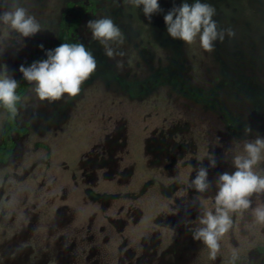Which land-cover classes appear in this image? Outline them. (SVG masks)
<instances>
[{
	"label": "rangeland",
	"instance_id": "374dc122",
	"mask_svg": "<svg viewBox=\"0 0 264 264\" xmlns=\"http://www.w3.org/2000/svg\"><path fill=\"white\" fill-rule=\"evenodd\" d=\"M158 2L149 21L125 0H21L42 30L0 55L14 79L62 43L84 44L97 68L76 97L39 102L29 85L19 104L16 122L28 131L13 135L0 164V264H229L232 247L236 264H264V226L250 212L234 217L214 261L192 239L197 225L182 222L199 212L188 205L199 194L184 192L191 167H207L206 152L217 159L207 208L216 177L235 171L224 154L255 138L245 125L264 137V0H204L218 27L235 32L212 52L168 36L163 17L183 0ZM102 17L124 34L122 71L86 28ZM6 115L0 108V142Z\"/></svg>",
	"mask_w": 264,
	"mask_h": 264
},
{
	"label": "clouds",
	"instance_id": "9594fccd",
	"mask_svg": "<svg viewBox=\"0 0 264 264\" xmlns=\"http://www.w3.org/2000/svg\"><path fill=\"white\" fill-rule=\"evenodd\" d=\"M135 8H141L144 16L151 20L153 14L161 12L158 0H125ZM216 9L202 0H187L177 7L173 6L163 17L167 34L173 40L191 45L199 42L206 52L214 51L217 41L223 42L225 37L232 38L235 32L231 28L220 29L214 19ZM0 55L13 46V41L23 47L22 41L36 35L42 26L36 17L30 14L21 0H11L0 6ZM86 28L91 38L103 48L104 55L115 61L117 70L124 69L125 53L116 45L124 43L125 37L118 25L111 17L89 20ZM43 48V45H40ZM46 59L34 61L30 66L21 65L18 71L28 85L31 93L39 102H55L64 97L73 98L81 93L82 85L95 73L97 60L93 53L80 42L62 43L55 49L45 52ZM19 83L11 76L6 66L0 65V108H3L10 118L19 115L18 105L22 100L29 99L17 93ZM244 135H254V139L239 141V148L235 152L230 148L225 159L231 158L232 173L224 172L215 179V195L211 204L204 208L201 202L205 193L213 188L208 179V168H215L217 159L206 152L209 163L193 169L195 178L187 182L184 192L194 189L196 195L188 201V205L196 207L199 212L195 221L184 219V224L195 223L192 231L193 241L200 242L208 251L210 260H216L221 252V240L237 227L234 217L243 218L246 212L252 215V222L264 226V137L253 134L250 126L245 125ZM219 144L218 138L215 145ZM178 211V210H175ZM175 211L173 214H175ZM175 232V229L168 227ZM240 257V249L232 247L229 264H236Z\"/></svg>",
	"mask_w": 264,
	"mask_h": 264
},
{
	"label": "trees",
	"instance_id": "16d2710c",
	"mask_svg": "<svg viewBox=\"0 0 264 264\" xmlns=\"http://www.w3.org/2000/svg\"><path fill=\"white\" fill-rule=\"evenodd\" d=\"M80 20L81 19L78 17V18L72 19L69 22L68 28H67L68 35H72L74 33V31L77 29V27L80 23ZM44 59H46L45 56H42V57L41 56L40 57L35 56V57H32L29 60H27L23 65L25 67H27V66H30L31 63H33L34 61H42ZM15 80L20 85V87L17 89V93L23 97L29 85L23 79L22 74L20 72H19V74ZM18 107H19V105H18ZM27 131H28L27 126H18V124L16 122V118L13 119V118H10V116L8 114L6 115L5 124H4V126L2 128V132H1L0 164L7 163L8 160L10 159L13 151H14L15 140L13 138V135L20 138V137H23L24 135H26Z\"/></svg>",
	"mask_w": 264,
	"mask_h": 264
},
{
	"label": "flooded vegetation",
	"instance_id": "af4514ba",
	"mask_svg": "<svg viewBox=\"0 0 264 264\" xmlns=\"http://www.w3.org/2000/svg\"><path fill=\"white\" fill-rule=\"evenodd\" d=\"M14 137H15V135H14ZM15 140V139H14Z\"/></svg>",
	"mask_w": 264,
	"mask_h": 264
}]
</instances>
